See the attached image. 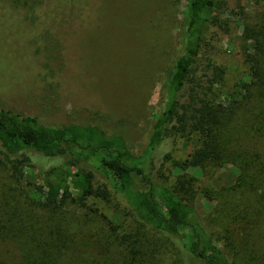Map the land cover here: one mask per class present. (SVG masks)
Masks as SVG:
<instances>
[{"label":"rangeland","instance_id":"rangeland-1","mask_svg":"<svg viewBox=\"0 0 264 264\" xmlns=\"http://www.w3.org/2000/svg\"><path fill=\"white\" fill-rule=\"evenodd\" d=\"M189 2L0 0L1 104L46 126H97L107 135L120 136L134 155H142L154 122L163 112L168 83L178 75ZM229 5L251 18H264V0H231ZM240 32L241 27H234L228 35L215 32L218 59L225 68L220 88L225 99L238 97L237 86L248 76ZM262 100L256 106L258 117L252 119L253 113L250 118L252 123L264 124V92ZM249 134L234 135L226 144L230 156L220 162L206 161L200 168L187 170L158 161L150 166L152 180L173 189L183 203L191 206L228 255L233 253L225 240L228 230L235 243L242 228L253 233L254 229H264V176L262 183H241L240 170L232 157L247 151L250 159L259 155L254 162L264 167V137H253L251 130ZM5 146L10 149L9 144ZM199 147L194 136L184 138L176 146L174 159L188 161ZM244 167L251 170L248 161ZM186 178L197 181L189 192H181L177 180ZM40 180L38 172L25 170L22 186L28 196L35 198L32 185H40ZM13 183L0 166V185ZM207 189L212 198L204 195ZM230 204L242 211L243 222L238 219L233 225L226 217L232 209ZM61 215L64 223L84 226L87 245L93 244L88 254L99 261L107 258L106 264L191 262L190 245H184L181 237L167 236L141 223L115 190H110L108 200L88 198L85 208L78 202L65 205ZM262 238L256 240L260 256L253 254L258 264H264ZM99 240L105 250L95 246ZM6 249L0 241V256L12 260ZM76 258L81 261L86 257Z\"/></svg>","mask_w":264,"mask_h":264},{"label":"trees","instance_id":"trees-1","mask_svg":"<svg viewBox=\"0 0 264 264\" xmlns=\"http://www.w3.org/2000/svg\"><path fill=\"white\" fill-rule=\"evenodd\" d=\"M230 1L190 0L178 75L168 83L163 112L154 122L142 155H134L120 136L107 135L97 126H46L0 102V166L14 181L12 185H0V241L6 244V253L12 259L0 256V264H106L107 258L99 261L88 254L93 244L87 245L84 226L64 223L60 217L65 205L78 202L85 208L90 197L108 200L110 190L120 195L141 223L167 236L181 237L184 245H190V264H258L253 254H260L257 241L263 239L264 229H254L253 233L242 228L240 239L235 241L241 246L232 241L234 235L228 230L225 240L233 253L226 254L195 210L173 189L152 180L150 168L153 161H158L181 170L197 169L206 161L226 158V144L234 135L250 136L251 130L253 137H264V124L250 119L253 113L252 119L258 117L256 106L263 103L264 18L246 16L231 8ZM234 27H241L248 76L237 86L238 97L225 99L220 93L225 68L214 40L216 31L228 35ZM192 136L199 149L188 161L174 159L178 143ZM232 157L240 170L241 183L263 182L264 167L254 162L259 155L250 159V152L240 151ZM245 161L251 170L244 167ZM26 169L41 177L40 185H32L35 198L22 186ZM196 181L179 179L178 190L189 192ZM203 193L212 198L209 189ZM231 207L226 217L233 225L238 219L243 222L242 211ZM103 244L99 240L95 246L105 250ZM78 256L86 258L77 261Z\"/></svg>","mask_w":264,"mask_h":264}]
</instances>
